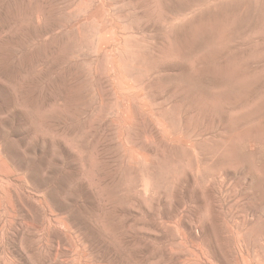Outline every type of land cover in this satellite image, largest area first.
<instances>
[{
    "label": "rangeland",
    "instance_id": "1",
    "mask_svg": "<svg viewBox=\"0 0 264 264\" xmlns=\"http://www.w3.org/2000/svg\"><path fill=\"white\" fill-rule=\"evenodd\" d=\"M0 264H264V0H0Z\"/></svg>",
    "mask_w": 264,
    "mask_h": 264
},
{
    "label": "bare ground",
    "instance_id": "2",
    "mask_svg": "<svg viewBox=\"0 0 264 264\" xmlns=\"http://www.w3.org/2000/svg\"><path fill=\"white\" fill-rule=\"evenodd\" d=\"M255 63V62H254ZM227 67V66H226ZM228 69H230V67L228 68ZM227 71V70H226ZM234 76V75H233ZM231 77H232V73H231Z\"/></svg>",
    "mask_w": 264,
    "mask_h": 264
}]
</instances>
